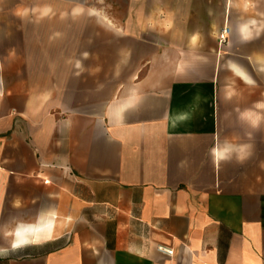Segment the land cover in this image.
Here are the masks:
<instances>
[{"label":"crops","instance_id":"obj_1","mask_svg":"<svg viewBox=\"0 0 264 264\" xmlns=\"http://www.w3.org/2000/svg\"><path fill=\"white\" fill-rule=\"evenodd\" d=\"M170 1L113 90L0 61V264H264V0Z\"/></svg>","mask_w":264,"mask_h":264},{"label":"rangeland","instance_id":"obj_2","mask_svg":"<svg viewBox=\"0 0 264 264\" xmlns=\"http://www.w3.org/2000/svg\"><path fill=\"white\" fill-rule=\"evenodd\" d=\"M166 2L0 0V61L11 60V71L15 75H54L56 71L67 73L70 67L66 65V60L71 58L72 38L78 39L79 57L89 55L94 60L93 70L96 74H101L104 64L109 65L110 87L113 90L119 84V76L124 71L129 73L131 69L124 64L127 68L120 70L121 50L126 46L134 50L133 45L137 40L150 38L153 24L174 21L166 19V7H173V2ZM103 15L118 26H107ZM224 28L226 26L220 30ZM118 30H132L133 33L143 30L144 33L120 35ZM6 69L0 66L1 73ZM82 69L79 68L80 71Z\"/></svg>","mask_w":264,"mask_h":264},{"label":"built area","instance_id":"obj_3","mask_svg":"<svg viewBox=\"0 0 264 264\" xmlns=\"http://www.w3.org/2000/svg\"><path fill=\"white\" fill-rule=\"evenodd\" d=\"M227 32H228L227 28H224L223 30H221V32L219 34V42H225ZM158 250H160L161 252H164L167 255H172V250H170V249L158 247Z\"/></svg>","mask_w":264,"mask_h":264},{"label":"bare ground","instance_id":"obj_4","mask_svg":"<svg viewBox=\"0 0 264 264\" xmlns=\"http://www.w3.org/2000/svg\"><path fill=\"white\" fill-rule=\"evenodd\" d=\"M111 20V19H110ZM112 22V21H111Z\"/></svg>","mask_w":264,"mask_h":264}]
</instances>
